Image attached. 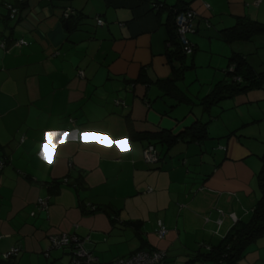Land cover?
<instances>
[{
	"label": "crops",
	"instance_id": "obj_1",
	"mask_svg": "<svg viewBox=\"0 0 264 264\" xmlns=\"http://www.w3.org/2000/svg\"><path fill=\"white\" fill-rule=\"evenodd\" d=\"M5 1L20 14L8 17L14 23L3 27L0 44V264H78L71 249H48L50 235L60 231L86 237L85 247L101 260L147 245L167 250L164 264H202L188 260L247 219L261 193L264 137L245 126L264 117V87L214 113L200 101L231 77L226 68L234 51L264 69V33L230 42L222 32L239 16L264 22V0ZM157 1L198 13L190 34L195 50L185 57L192 65L180 77L174 72L180 60L173 64L167 55L169 10L157 13ZM67 5L77 10L72 25L63 16ZM19 38L27 43L17 44ZM169 77H177L176 88L161 82ZM242 105L251 106L246 119ZM206 113L208 137L157 142L161 159L145 161L154 132L178 133L207 121ZM48 131L69 133L55 152L44 144ZM42 145L51 164L39 155ZM159 219L169 229L162 238ZM12 246L17 254L1 256ZM239 264H264V232Z\"/></svg>",
	"mask_w": 264,
	"mask_h": 264
},
{
	"label": "trees",
	"instance_id": "obj_2",
	"mask_svg": "<svg viewBox=\"0 0 264 264\" xmlns=\"http://www.w3.org/2000/svg\"><path fill=\"white\" fill-rule=\"evenodd\" d=\"M154 3H155L154 8L156 6L158 7V10L156 9L157 13H160L162 9L167 8L169 10V15L166 21L167 30H168V43H169L167 48V55L169 60L173 62V64L176 60H180V65L178 67L174 66V72L177 73V77H180L182 74V70L192 65V63L188 62L185 59V57L187 55L193 54L195 50V42L190 37V34L196 32L197 30L196 18L198 13L194 8L186 5L185 6L183 5L178 6L177 4L167 5V3H165L164 1H157ZM10 5L18 8V11L16 15L12 17L10 13L11 7L8 4L9 15H7V17L15 18L16 16H18V14H20L19 7L11 3ZM67 6L73 8V12L70 13V15L67 17L68 23H70L72 22L71 19L72 16H75L77 14V10L72 5H67ZM66 7H64V9ZM188 9L194 10L196 15L194 17L195 30L186 33L187 36L186 38L188 40L186 42L185 39H183L179 33L176 17L179 12ZM222 32H223V38L226 39L227 41L231 42V41H235L236 39L246 40L256 36L259 33H264V22L256 19H252L249 16H239L236 22L232 26L223 28ZM188 42L189 44L192 45L193 48L191 52L186 51V45L188 44ZM2 43H3L2 45H5L4 42ZM230 61L231 62L226 68L227 69L226 71L231 74V77L227 80L218 81L212 90H210L207 94L201 97L200 102L204 104V107L210 109L212 105L219 103L224 98L234 97L236 100H238L237 97L240 95V93H244L252 89L264 87V69L256 70L249 62L246 54L240 51H234V53L230 57ZM177 77H169L167 79L161 80V82H165V84L169 83L170 85L169 87L171 89H174L177 87L176 86ZM178 96L180 99L184 98L181 92L180 95ZM208 122L209 119L207 121L197 120L178 133H174L169 129H164L162 131L154 132L151 137L153 139L148 141L147 145L143 149V157H144L145 148L149 144H153L156 149L157 159L153 162H150L147 161L144 157L145 161H147L148 163H156L161 159L160 151L158 150L156 145L157 142H163V143L165 142L167 143L168 146H170L180 140L201 141L204 138L208 137L209 136ZM221 147L225 148L224 145H221ZM262 158H263V163L258 172V185L261 193L257 202L253 206L252 213L250 214V216L247 219H238L235 222V224L232 226V228L222 238H220V240H218L215 243H212L211 245L209 244V248L206 247L205 249H199L198 253L194 254V256L192 255V257H190L188 261H195L199 258V260L200 259L203 260L202 261L203 263H208V261H210L216 264L221 262H226L227 264H239V259L242 256L246 246L264 232V156L263 155ZM54 183L52 184V186L55 185ZM60 183L61 182H59V184ZM97 209H99V206L96 205H90V207L87 208V210L89 211H96ZM220 210L222 209H219V211ZM161 221L167 227L164 221L163 220ZM156 229L155 232L157 233ZM145 246L147 247V245ZM202 246H204V243ZM146 247H141L138 250L140 249H146L152 251L156 249L165 250L166 254L162 259V264L165 263V259L167 257V250L165 248H161V247L146 248ZM136 251H133L129 254L121 255L117 258L129 256ZM91 252L94 255H96L92 250ZM96 256L99 257L98 255ZM72 260H73V256H72ZM99 260L103 262L104 261L110 262L113 259L101 260L99 257Z\"/></svg>",
	"mask_w": 264,
	"mask_h": 264
},
{
	"label": "built area",
	"instance_id": "obj_3",
	"mask_svg": "<svg viewBox=\"0 0 264 264\" xmlns=\"http://www.w3.org/2000/svg\"><path fill=\"white\" fill-rule=\"evenodd\" d=\"M260 1V0H258ZM11 7V16H15L18 8L12 6ZM73 12V8L67 6L63 11V16L68 17L70 13ZM196 13L192 9L183 10L177 14L176 21L179 28V33L183 39L187 42L186 33L189 31L195 30V17ZM98 23H103L102 18H97ZM17 44L27 43V40L24 38H19L16 40ZM193 50L192 45H186V51L191 52ZM80 72H82L80 70ZM120 100H117L119 102ZM144 157L147 161L153 162L157 159L156 149L153 144H149L145 148ZM5 164V159L0 158V168H2ZM39 203L42 207H48V199L40 197ZM222 215L224 214L223 210H220ZM221 221V218L218 219V222ZM159 237H164L168 232L167 227L163 224L161 220L158 221V227L156 229ZM86 237L80 235L76 231H60L56 233H52L50 235V248H69L73 253V261L78 264H162V259L164 258L166 251L163 249L160 250H146L140 249L133 254L121 257L117 259H113L110 262H103L99 260V257L94 255L91 250L85 247ZM18 246H12L9 250L1 253V256L7 258L12 254H17L19 251ZM48 254V251L46 252ZM208 264V263H203Z\"/></svg>",
	"mask_w": 264,
	"mask_h": 264
},
{
	"label": "rangeland",
	"instance_id": "obj_4",
	"mask_svg": "<svg viewBox=\"0 0 264 264\" xmlns=\"http://www.w3.org/2000/svg\"><path fill=\"white\" fill-rule=\"evenodd\" d=\"M5 2H9V1L6 0ZM0 12H1V14H4L5 15V17L4 16H1L0 17V37L2 38V42H3V40H5L4 38L6 37V34H7V30L4 29L3 27H5L8 23L11 25L12 23H14V20L11 19V21H8L9 18L6 16V14L9 15L8 3L6 5L0 4ZM2 42L0 40V44H3ZM189 81H190V78L187 80V82H189ZM231 99H233V98H225V99L221 100L219 103L214 104L211 113H214L215 112V109L219 105H221L222 103H228ZM237 108H239V106H237ZM249 109H251V106L250 105H242V106H240V109H239L240 110V113L243 115V117L245 119L247 118V116H251V112H250ZM253 109H254L253 111L256 114H258L262 110L259 107V105L253 106ZM228 110H230V109L224 110L225 113H228ZM206 116H207V118H206ZM206 116H205V119H209V113H206ZM227 117H228V115L226 116V118ZM214 119L215 118H213L212 120H214ZM216 125H217V123H216ZM245 127H247L248 129H251L250 132H252V134H254L256 132L257 134H259V136H263L264 137V117H262L261 119H259L257 121H254V123H249ZM263 148H264V146H263ZM204 247H208L209 248V244L204 243ZM208 264H210V263H208Z\"/></svg>",
	"mask_w": 264,
	"mask_h": 264
},
{
	"label": "snow or ice",
	"instance_id": "obj_5",
	"mask_svg": "<svg viewBox=\"0 0 264 264\" xmlns=\"http://www.w3.org/2000/svg\"><path fill=\"white\" fill-rule=\"evenodd\" d=\"M93 134L94 135H101L99 133H93ZM81 135L83 136L84 134H81ZM44 136H45L44 144L48 145L53 150V152H55V150L58 148V146L61 143L66 142V138L69 137V133H67V132L59 133L56 131H48L44 134ZM61 136L65 137V140H60L58 138ZM115 144H116V141L113 140L112 145H105V147L110 148ZM43 149H44V145L41 146V154L45 160H48V155L45 151H43Z\"/></svg>",
	"mask_w": 264,
	"mask_h": 264
},
{
	"label": "clouds",
	"instance_id": "obj_6",
	"mask_svg": "<svg viewBox=\"0 0 264 264\" xmlns=\"http://www.w3.org/2000/svg\"><path fill=\"white\" fill-rule=\"evenodd\" d=\"M67 18V17H66ZM65 132H67V131H65ZM68 133V132H67ZM62 138H65V137H63V136H61ZM75 137H73V139H74ZM60 140H63V139H60ZM43 151H44V149H43ZM39 155L41 156V158L44 160V162L45 163H49V164H51L52 162L51 161H49V160H45L44 158H43V156H42V154H41V152L39 153Z\"/></svg>",
	"mask_w": 264,
	"mask_h": 264
}]
</instances>
